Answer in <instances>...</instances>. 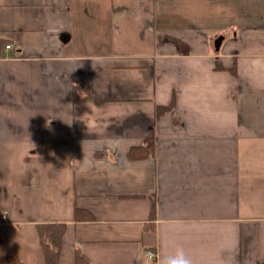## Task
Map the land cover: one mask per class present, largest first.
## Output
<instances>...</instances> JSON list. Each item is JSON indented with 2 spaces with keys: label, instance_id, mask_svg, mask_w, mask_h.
Returning <instances> with one entry per match:
<instances>
[{
  "label": "crops",
  "instance_id": "0c3cea01",
  "mask_svg": "<svg viewBox=\"0 0 264 264\" xmlns=\"http://www.w3.org/2000/svg\"><path fill=\"white\" fill-rule=\"evenodd\" d=\"M54 223L59 264H264V0H0V256Z\"/></svg>",
  "mask_w": 264,
  "mask_h": 264
},
{
  "label": "trees",
  "instance_id": "16d2710c",
  "mask_svg": "<svg viewBox=\"0 0 264 264\" xmlns=\"http://www.w3.org/2000/svg\"><path fill=\"white\" fill-rule=\"evenodd\" d=\"M5 45V44H4ZM217 69H222L220 66ZM80 88V87H79ZM81 89L84 86L81 85ZM80 98L78 97L77 100ZM167 108H158V112L162 113ZM74 143V134L72 129H59L54 124H49L39 129L37 137V150L43 153H50L57 148L64 146H72ZM154 142L152 139L145 141L144 145L140 147L131 148L128 157L130 160L147 159L153 156ZM152 217L154 212L152 211ZM76 217H81L78 213ZM66 224H40L38 225L39 238L41 247L45 257L46 264H59L63 239L66 231ZM0 264H24L23 261L14 256H0ZM76 264H91L90 261L77 250Z\"/></svg>",
  "mask_w": 264,
  "mask_h": 264
},
{
  "label": "clouds",
  "instance_id": "9594fccd",
  "mask_svg": "<svg viewBox=\"0 0 264 264\" xmlns=\"http://www.w3.org/2000/svg\"><path fill=\"white\" fill-rule=\"evenodd\" d=\"M165 264H193V261L183 249L178 248L173 255L166 258Z\"/></svg>",
  "mask_w": 264,
  "mask_h": 264
},
{
  "label": "built area",
  "instance_id": "2783aa9c",
  "mask_svg": "<svg viewBox=\"0 0 264 264\" xmlns=\"http://www.w3.org/2000/svg\"><path fill=\"white\" fill-rule=\"evenodd\" d=\"M11 46L8 45L7 49H10ZM146 259L149 261H156L158 259V253L156 251L149 250L145 253Z\"/></svg>",
  "mask_w": 264,
  "mask_h": 264
},
{
  "label": "water",
  "instance_id": "95a60500",
  "mask_svg": "<svg viewBox=\"0 0 264 264\" xmlns=\"http://www.w3.org/2000/svg\"><path fill=\"white\" fill-rule=\"evenodd\" d=\"M220 42H221V39H220V40H218V45L220 44Z\"/></svg>",
  "mask_w": 264,
  "mask_h": 264
}]
</instances>
